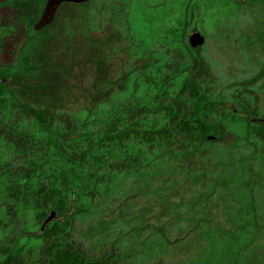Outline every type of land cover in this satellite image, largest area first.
Listing matches in <instances>:
<instances>
[{
    "label": "trees",
    "instance_id": "16d2710c",
    "mask_svg": "<svg viewBox=\"0 0 264 264\" xmlns=\"http://www.w3.org/2000/svg\"><path fill=\"white\" fill-rule=\"evenodd\" d=\"M27 1L0 0V15L7 24ZM226 1L236 5L241 0ZM142 4L135 0L127 7H117L115 18L144 45L152 63L138 71L130 69L117 80L106 77L109 72L104 71L98 78L104 83L100 91L87 94L91 108L83 114L95 113L89 117L64 115L48 105H35L29 90L18 82V75L24 76L28 67L19 70L27 51H39L36 40L56 17L30 35L28 29L39 11L26 27L10 28L0 35V228L10 227L22 216L33 221L16 232L7 245H0V264H118L112 249L84 250L74 234V217L96 208L108 209L110 200L117 199L111 192L112 181L146 174V168L162 153L187 166L178 184H184L180 196L207 179L203 186L222 185L221 193L225 190L227 195L245 199L254 212L252 187L259 178L264 179V164L255 169L258 159L264 163V111L255 103L249 104L254 87L249 82L225 87L216 84L208 63L196 52L187 51L191 47L185 37L175 39L180 42L179 54L173 44L150 47L151 41L158 40L147 36L154 33V22ZM190 8L187 3L181 16L187 17ZM133 18L138 28L131 23ZM113 91L115 101H111ZM99 98L103 102L96 104ZM104 113L107 115L99 119L98 114ZM213 133L219 134L212 137ZM224 147L228 151L223 153ZM209 150L214 158L229 157L225 172L217 179H210V169L201 163L203 170L190 168ZM174 171L175 167L162 180H174ZM136 187L142 189L136 183L121 198L132 196ZM208 188L206 191L212 192L213 188ZM152 191L165 192L164 199L172 196L163 187ZM49 205L57 216L42 227Z\"/></svg>",
    "mask_w": 264,
    "mask_h": 264
},
{
    "label": "rangeland",
    "instance_id": "374dc122",
    "mask_svg": "<svg viewBox=\"0 0 264 264\" xmlns=\"http://www.w3.org/2000/svg\"><path fill=\"white\" fill-rule=\"evenodd\" d=\"M43 1L22 3L9 24L0 15V35L10 28L26 27L40 11ZM131 1L135 0H88L59 6L52 25L40 32L36 40L39 51L28 50L25 64L19 67L20 70L28 66L24 76L18 75V82L29 90L33 104L48 105L65 112L64 115L93 116V112L83 114L91 108L87 94L100 91L104 83L98 82V78L104 71L109 72L106 77L117 80L130 69L138 71L152 63L144 45H139L129 27L115 18L117 7H127ZM141 2V8L154 22L153 34L157 35L172 27L169 24L184 6V0ZM192 6L187 14L188 32L197 29L204 35L195 52L210 66L215 83L225 87L234 82H249L255 89L249 104L255 103L264 111V89H258L254 82L255 77H264V0H241L236 5L226 0H192ZM132 13L130 9L129 15L133 17ZM131 23L138 28L134 18ZM149 45L156 47L158 42L151 41ZM115 94L111 92V101H115ZM102 102L99 98L96 104ZM106 115L98 114V118ZM227 148L224 147L223 153ZM212 157L209 150L197 157L198 162L190 168L208 167L210 179H217L225 172L229 157L226 154L224 158ZM260 162L258 159L255 169L264 164ZM173 166L176 178L163 181ZM146 169V174L140 177H118L112 181L111 192L117 199L110 200L108 209L96 208L94 212L74 217V234L84 250L112 249L118 256V264L157 261L261 264L264 261L262 177L252 187L253 214L245 199L227 195L225 190L221 193L220 184L213 189L209 187L212 192H207V184L203 186L207 179L180 196L178 192L184 184H178L187 166L167 153H162ZM136 183L142 189L136 187L132 196L121 198ZM154 187L168 189L172 196L164 199L165 192L164 195L153 192ZM188 187L186 184L185 188ZM174 205L176 209L172 210ZM32 224V217L22 216L10 227L0 228V245H7L16 232Z\"/></svg>",
    "mask_w": 264,
    "mask_h": 264
},
{
    "label": "flooded vegetation",
    "instance_id": "af4514ba",
    "mask_svg": "<svg viewBox=\"0 0 264 264\" xmlns=\"http://www.w3.org/2000/svg\"><path fill=\"white\" fill-rule=\"evenodd\" d=\"M189 4V6H192V0H184V8L186 4ZM190 8V9H191ZM189 21V18L186 16H181V13L179 16H176L175 18H173L172 22L169 24L172 27H170L169 29H164L163 32H161L160 34H148L147 36H151L153 38H156L158 41V46H165V45H171L173 44V46H177L178 48L176 49V54L180 53V42L179 40H175L178 39L180 37H185L187 39V42L189 44V46L191 47V49L187 50L189 53L191 52H195V48L200 46L201 44H196V45H192L189 41V36L193 31H198L197 29H193L191 31L188 32V27H187V22ZM172 28V30H176V32H168L170 29ZM184 30V32H181V30ZM257 30V29H256ZM173 38L174 41L173 42H169L167 39ZM167 40V41H166ZM258 78V80H257ZM255 77L254 82H257L256 86L258 89H264V77L261 79L260 76ZM258 106V105H257ZM259 107V106H258ZM259 109H261V107H259ZM236 113L244 115V111H238L237 109H235ZM115 115H113L114 117ZM263 118V117H262ZM148 119L146 118L145 124L146 126H148ZM116 125H119L120 123H115ZM149 128V126H148ZM147 128V129H148Z\"/></svg>",
    "mask_w": 264,
    "mask_h": 264
},
{
    "label": "water",
    "instance_id": "95a60500",
    "mask_svg": "<svg viewBox=\"0 0 264 264\" xmlns=\"http://www.w3.org/2000/svg\"><path fill=\"white\" fill-rule=\"evenodd\" d=\"M66 1L80 3L88 0H44L38 16L35 18V20L28 29V33L30 35L36 34L44 26L50 24L54 20L61 3ZM189 41L192 45L201 44L204 41V35L199 31H193L189 36ZM218 134L219 133H213L211 136L216 137ZM56 216V209L52 205H49V211L42 222V227L45 225L46 222Z\"/></svg>",
    "mask_w": 264,
    "mask_h": 264
}]
</instances>
